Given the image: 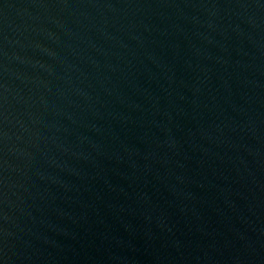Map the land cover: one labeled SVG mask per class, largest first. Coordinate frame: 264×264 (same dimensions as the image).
<instances>
[{
  "label": "water",
  "instance_id": "1",
  "mask_svg": "<svg viewBox=\"0 0 264 264\" xmlns=\"http://www.w3.org/2000/svg\"><path fill=\"white\" fill-rule=\"evenodd\" d=\"M0 264H264V0H0Z\"/></svg>",
  "mask_w": 264,
  "mask_h": 264
}]
</instances>
